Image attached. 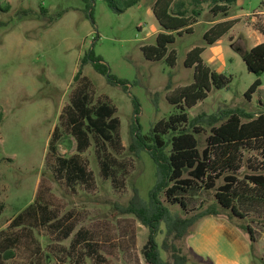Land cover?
I'll return each instance as SVG.
<instances>
[{
    "label": "rangeland",
    "instance_id": "rangeland-1",
    "mask_svg": "<svg viewBox=\"0 0 264 264\" xmlns=\"http://www.w3.org/2000/svg\"><path fill=\"white\" fill-rule=\"evenodd\" d=\"M109 1L122 9L129 0H0V204L4 206L0 217L1 264H60V260L73 264L64 259L67 255L63 259L60 255L69 252L71 239L79 229L91 233L99 255L96 260L86 257L85 264H146L143 248L148 229L122 209L135 199L148 200L155 183V165L147 153L135 157L128 152L132 127L138 119L141 132L148 134L158 122L178 113L167 97L175 89L193 83L194 69L184 66L191 50L204 48V65L218 75L232 78L227 88L212 86L205 100L185 108L189 122L201 116L206 122L211 116L218 119L212 125L199 126L202 132L196 138L200 151L206 147L211 129L224 122L229 111L241 110L255 117L264 114V74L261 87L247 101L244 95L256 77L242 60L244 53L264 40L256 31L264 27V9L260 8L264 0H241L231 6L225 19H214L211 6L204 4L199 22L191 25L190 32L174 34L175 43L168 46L176 53L174 67L165 60H146L141 50L155 46L158 23L151 8L156 0H144L123 13L112 11ZM189 3L186 0V8L191 10ZM225 22L232 28L214 45H207L205 34ZM213 36L211 33L208 37ZM90 51L102 57L111 76L127 82L125 91L108 84L90 64L83 67V75L94 84L95 101L105 95L117 108L125 150L120 160L127 165V176L125 186L115 190L102 179L94 149L90 148L81 156L93 174V186H78L71 192L55 178L54 160L47 159L48 145L69 103L73 78ZM133 99L140 104L138 115L134 114ZM58 154L65 158L77 154L74 139L64 132ZM242 155L240 181L251 174L264 176V168L258 173L248 168L263 167L260 152L244 151ZM220 185L222 181L217 183ZM37 195L59 218L71 214L69 222L76 226L71 239L60 240L59 230L48 233L11 227L14 218ZM185 201L189 210H199L200 206L204 210L215 203V192L196 190L185 195ZM171 210L183 214L178 207ZM243 212L247 216L239 223L250 226L254 234L251 242L245 233L251 246L249 264H264V206ZM202 226L203 222H199L185 240L187 264L211 262L196 253L194 237ZM163 238L164 235L157 237L159 245ZM7 239L11 244L4 243ZM4 247L11 252V258L5 257ZM220 247L233 258V252ZM83 251L81 248L78 253L86 256L88 253Z\"/></svg>",
    "mask_w": 264,
    "mask_h": 264
},
{
    "label": "trees",
    "instance_id": "trees-1",
    "mask_svg": "<svg viewBox=\"0 0 264 264\" xmlns=\"http://www.w3.org/2000/svg\"><path fill=\"white\" fill-rule=\"evenodd\" d=\"M142 1L144 0H129L122 9H118L112 1L108 5L112 11L123 13ZM189 1L191 10L186 8V0H156L153 3L152 14L160 32L155 38V46L141 49L146 60H165L169 66L174 67L176 53L168 49V46L175 43L174 34L190 32L191 25L199 22L204 4L211 6L210 14L214 19L219 16L225 19L231 6L241 0ZM260 8L264 9V1ZM213 28L204 36L209 46L226 35L232 25L225 22ZM256 31L264 39V27L256 28ZM211 33L214 36L208 37ZM204 51V48H195L187 54L184 66L194 69L193 83L175 89L167 97L169 104L178 113L166 121L158 122L148 134L141 132L138 119L132 127L133 137L128 152L135 157L147 153L155 165V183L148 193V200L135 199L122 209L123 213L132 215L148 229V239L143 248L146 264H187L185 240L190 231L208 217L227 218L231 224L247 233L253 242V230L250 226L239 223V220H244L247 216L244 209L264 206V176L251 174L242 181L238 178L244 151H258L264 158V114L255 117L241 110L229 111L226 120L211 129L204 150L200 151L198 148L196 135L202 132L199 126L206 123L212 125L218 119L211 116L206 122L205 116H201L189 122L185 108L191 109L205 100L212 86L219 90L225 89L232 81L231 77L218 75L204 65L201 58ZM242 60L248 72L256 77L244 95L247 101H251L262 85L260 78L264 74V41L244 53ZM88 64L97 74L105 77L108 84L127 90V82L111 76L102 57L96 56L94 51L86 54L73 78L74 87L69 103L62 110L59 125L53 130L47 159L54 160L55 178L74 192L78 186H93V174L81 156L93 148L102 179L110 182L115 190H120L125 186L127 176V165L120 160L125 151L120 133L121 121L117 117V108L107 96L103 95L95 101L94 84L83 75V67ZM133 106L134 114L138 115L140 104L136 99H133ZM243 118L249 121L243 122ZM62 132L72 137L76 143L77 154L69 158L58 154ZM248 168L251 172L258 173L264 165ZM219 181H222V185L217 186ZM196 190L214 191L215 203L204 210L202 206L199 210H189L185 195ZM173 207H178L183 214L172 211ZM3 212L4 206L0 204V217ZM70 219L71 214L62 218L56 216L37 195L33 203L14 218L11 227L48 233L59 230L60 240L63 241L71 239L76 229L69 222ZM159 235H164L160 245L157 243ZM6 242L11 244L12 241L7 239L4 243ZM81 248L88 253L86 256L78 253ZM4 252L7 259L11 258V252L6 249ZM64 255H67L64 259L73 264H85L86 257L94 260L99 258L91 233L82 229L73 235L69 252H62L60 259ZM60 264H63L62 260Z\"/></svg>",
    "mask_w": 264,
    "mask_h": 264
},
{
    "label": "crops",
    "instance_id": "crops-1",
    "mask_svg": "<svg viewBox=\"0 0 264 264\" xmlns=\"http://www.w3.org/2000/svg\"><path fill=\"white\" fill-rule=\"evenodd\" d=\"M156 27L159 33L160 28L158 25ZM200 222H203V226L194 237L196 253L209 258L210 264H241L242 262L249 264L248 257L251 254V246L243 230L221 216L208 217ZM261 240L264 242V234ZM220 245L233 252V258L220 251Z\"/></svg>",
    "mask_w": 264,
    "mask_h": 264
}]
</instances>
